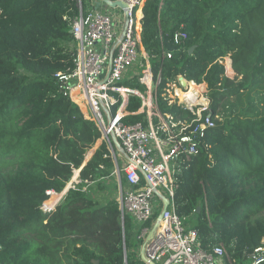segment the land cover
I'll list each match as a JSON object with an SVG mask.
<instances>
[{
	"label": "trees",
	"instance_id": "trees-1",
	"mask_svg": "<svg viewBox=\"0 0 264 264\" xmlns=\"http://www.w3.org/2000/svg\"><path fill=\"white\" fill-rule=\"evenodd\" d=\"M80 1L85 9L88 0ZM77 13V0H0V264H146L131 217L122 229L116 198L93 194L113 171L111 153L101 142L82 165L99 131L53 75L73 68ZM142 14L160 111L195 118L164 99L181 76L206 83L201 116L214 122L198 152L180 159L176 212L202 249L225 248L222 264H250L264 236V0H144ZM226 56L232 77L219 62ZM139 106L131 97L127 108ZM44 201L54 208L43 211Z\"/></svg>",
	"mask_w": 264,
	"mask_h": 264
},
{
	"label": "built area",
	"instance_id": "built-area-1",
	"mask_svg": "<svg viewBox=\"0 0 264 264\" xmlns=\"http://www.w3.org/2000/svg\"><path fill=\"white\" fill-rule=\"evenodd\" d=\"M97 1L88 0L83 9L81 1L77 0L78 13L69 23L76 43L74 65L69 71L53 75L59 90L84 109L96 126L98 140L104 142L111 153L112 173L124 178L123 183L119 179L117 193L121 221L125 215L131 217L140 248L155 264H222L225 248L218 244L212 251L202 249L197 230L185 226L176 212L174 199L180 159L196 154L206 129L214 126L209 114L201 116V112L207 110V86L203 82L197 84L201 88L191 96L177 97V103L164 93L167 104L189 110L195 115L192 120H174L171 114L162 113L155 94L160 76L158 73L154 78L150 62L155 55L146 52L141 44L144 0H121L127 5L122 17L111 13L102 1L97 5ZM173 38L178 44L186 38L182 26ZM166 56L171 57V53ZM219 62L223 64L221 59ZM228 64L229 68L224 65L226 72L231 71L230 61ZM134 78L144 85L143 91L125 83ZM182 91L187 93L188 88ZM131 97L140 99V106L133 111L127 108ZM198 97L206 104L196 115L193 102ZM131 114L144 116L132 123L124 122L123 118ZM112 138L118 141L119 148ZM77 180L73 181L72 189ZM162 197L168 199V204L147 240L151 229L147 223L153 218L155 222L156 213L162 208ZM261 242L250 254V264L264 261V236Z\"/></svg>",
	"mask_w": 264,
	"mask_h": 264
},
{
	"label": "rangeland",
	"instance_id": "rangeland-1",
	"mask_svg": "<svg viewBox=\"0 0 264 264\" xmlns=\"http://www.w3.org/2000/svg\"><path fill=\"white\" fill-rule=\"evenodd\" d=\"M108 10L112 13H115L116 16H120L122 17L123 14H124V11L119 8V7H107ZM152 61V59H151ZM150 61V62H151ZM221 61H223V64L226 65L228 67V63L230 61V58L228 56H226L224 59H221ZM231 64V63H230ZM229 68V67H228ZM227 71V70H226ZM225 71V72H226ZM226 74H228V76H233L234 75V72L232 70V67H231V71L230 72H226ZM184 81V83H182L181 81ZM126 84L128 85H137L139 84L137 79H130V81H127L125 82ZM185 84V85H184ZM203 84L206 86V83L203 82ZM186 83H185V79L183 77H178L177 80L173 83L170 84V86L168 87L166 93L167 95L170 97V99L174 100L176 103L179 101L177 97V89L181 88L182 90H185L186 89ZM201 88V87H199ZM176 91V92H175ZM195 99V98H194ZM194 107H193V112L197 115L199 111H201L203 108H204V105L206 104V102L201 98V97H198L194 102ZM200 104V105H198ZM101 142L99 140H97L96 144L94 145L93 149L98 146ZM92 149V150H93ZM91 150V151H92ZM90 151V152H91ZM116 151V150H115ZM89 152V153H90ZM89 153L87 155H89ZM121 158H119V164L121 163ZM74 175H75V171L71 177V179L74 178ZM78 179V176H76L74 179ZM119 179L121 180V175H120V178H118L115 174H113L112 172L107 176L105 177L104 179L100 180L102 185H103V189L102 188H97L96 190H94L93 194L96 196V198H99L100 200H105L106 198L108 197H114L116 198L117 200V193H118V182H119ZM74 181V180H73ZM78 181V180H77ZM69 183V181L66 183V185ZM72 184V183H71ZM46 211V210H44ZM190 223H192V221H190Z\"/></svg>",
	"mask_w": 264,
	"mask_h": 264
},
{
	"label": "water",
	"instance_id": "water-1",
	"mask_svg": "<svg viewBox=\"0 0 264 264\" xmlns=\"http://www.w3.org/2000/svg\"><path fill=\"white\" fill-rule=\"evenodd\" d=\"M101 1H102L105 5H107V6H109V7H116V6H117V7L121 8L123 11H124V10L126 9V7H127V5H126L123 1H121V0H99V1H97V5H99ZM69 32L71 33L70 30H69ZM192 48H193V47H190V49H189V53L191 52ZM230 63H231V61H230ZM181 82L184 83L183 80H182ZM112 141H113L115 147H116V148H119V143H118V141H117L115 138H112ZM95 148H97V146H96ZM95 148L89 153V155L86 156V159L84 160V162H83L82 165L85 164V162H86V161L88 160V158L91 156V154L93 153V151L95 150ZM78 174H79V169H78ZM78 174H77V176H78ZM167 204H168V199L165 198V197H162V208H161L160 212L158 213V215H157V217H156V219H155V222H154L153 226L151 227V229H150V231H149V233H148V235H147V240L151 237L153 231H154L155 228L157 227L158 221L160 220V218H161V216H162V213L165 211V208H166ZM122 229H123V220H122ZM139 257H140V259H141L144 263H147V264H155L153 261L148 260V259L146 258V256L144 255V250H143L142 247H141L140 250H139ZM124 261H125V259H124ZM94 263L96 264V263H97V260H95Z\"/></svg>",
	"mask_w": 264,
	"mask_h": 264
},
{
	"label": "bare ground",
	"instance_id": "bare-ground-1",
	"mask_svg": "<svg viewBox=\"0 0 264 264\" xmlns=\"http://www.w3.org/2000/svg\"><path fill=\"white\" fill-rule=\"evenodd\" d=\"M185 83H186V86H187V88H188V91H187V93L186 92H183L182 90H180L179 88L177 89V95L180 97V98H182L184 95H188V96H191V95H193L194 94V92H196L198 89H199V86L196 84V83H194L193 81H191V80H185ZM185 85V84H184ZM185 86V87H186ZM198 105H200V104H198ZM78 174V173H77ZM75 180V179H74ZM70 188H73V181H72V184L69 186V188L68 189H70ZM52 191H54V190H52ZM68 191V190H67ZM51 197V191H50V195H49V198ZM48 198V199H49ZM47 199V200H48ZM46 200V201H47ZM46 201H44L43 203H42V209H44V210H50V209H52V208H54V206H51V207H45V205H44V203L46 202Z\"/></svg>",
	"mask_w": 264,
	"mask_h": 264
}]
</instances>
